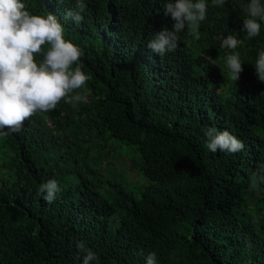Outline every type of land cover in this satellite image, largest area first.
I'll return each instance as SVG.
<instances>
[{
  "label": "trees",
  "instance_id": "16d2710c",
  "mask_svg": "<svg viewBox=\"0 0 264 264\" xmlns=\"http://www.w3.org/2000/svg\"><path fill=\"white\" fill-rule=\"evenodd\" d=\"M0 264H264V0H0Z\"/></svg>",
  "mask_w": 264,
  "mask_h": 264
},
{
  "label": "rangeland",
  "instance_id": "374dc122",
  "mask_svg": "<svg viewBox=\"0 0 264 264\" xmlns=\"http://www.w3.org/2000/svg\"><path fill=\"white\" fill-rule=\"evenodd\" d=\"M110 144L116 145L118 142L113 140ZM121 147L122 151L120 150L115 155V161H113L112 169L110 171L106 168H102L100 170L102 175H104L102 180L108 179L114 182H123L130 188H133L134 186H140L141 182H143L140 171L136 168H132L129 162V159L133 157L131 155L132 152L130 153L132 149L124 145ZM133 158L136 157L134 156Z\"/></svg>",
  "mask_w": 264,
  "mask_h": 264
},
{
  "label": "built area",
  "instance_id": "2783aa9c",
  "mask_svg": "<svg viewBox=\"0 0 264 264\" xmlns=\"http://www.w3.org/2000/svg\"><path fill=\"white\" fill-rule=\"evenodd\" d=\"M225 42H233V43H235V40H233V39H225Z\"/></svg>",
  "mask_w": 264,
  "mask_h": 264
}]
</instances>
